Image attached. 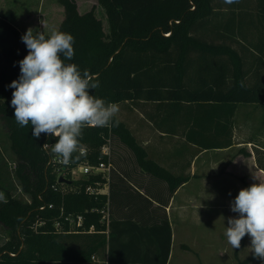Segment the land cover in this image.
Listing matches in <instances>:
<instances>
[{"label":"trees","instance_id":"trees-1","mask_svg":"<svg viewBox=\"0 0 264 264\" xmlns=\"http://www.w3.org/2000/svg\"><path fill=\"white\" fill-rule=\"evenodd\" d=\"M58 1L64 8L59 31L75 38L74 57L67 62L96 78L99 87L92 93L96 97L118 104H145L156 128L182 129L184 137L204 148L232 143V124L240 104L264 109V0L233 4L98 0L107 15L108 32L95 7L82 13L77 0ZM14 21L12 9L0 13V119L26 198L8 195L0 202V227L5 232L0 238V264H168L172 227L165 212L167 202L159 207L161 222L119 219L112 212L111 191L107 195L86 190L88 185L104 183L103 175L73 179L70 169L83 162L107 161L101 149L110 139L111 147L115 141L124 144L141 168L166 181L170 195L187 177L175 176L148 158L119 116L117 127H84L69 164L50 155L54 137L41 134L36 139L30 123L20 127L15 121L14 89L9 85L18 80L19 61L28 49L21 39L25 33ZM255 154L264 169L262 155ZM61 176L66 180L61 182ZM104 212L110 216L109 229L102 220ZM78 216L83 217L81 226L72 223ZM247 240L246 235L239 249ZM239 249L237 264L255 259L253 254L240 259Z\"/></svg>","mask_w":264,"mask_h":264},{"label":"crops","instance_id":"crops-1","mask_svg":"<svg viewBox=\"0 0 264 264\" xmlns=\"http://www.w3.org/2000/svg\"><path fill=\"white\" fill-rule=\"evenodd\" d=\"M7 1L0 0V13L4 12L2 9L7 5L3 3ZM62 9L64 11L63 6ZM17 22L15 14L14 24L20 31L26 33L31 28L28 24L20 27ZM119 107L117 116L126 122L146 150L148 158L175 176L187 177V180L170 195L166 181L141 168L134 153L115 141L111 147L112 169L105 189L102 186V194L109 195L110 191L114 194L112 212L115 217L133 218L147 224L161 222L163 210L159 207L164 206L162 202H167L165 212L172 227L168 264H178L172 262L174 238H177L176 224L181 225L182 231L186 229L187 232L191 230L196 233L198 237L195 236L193 240L197 241V245L182 243L181 247L191 255H199V246L208 240L206 235L209 229L206 230L205 226L219 228L220 224H227V218L238 216L231 211V203L235 199L231 194L247 188L244 180L249 184L264 182V169L258 165L255 154L259 152L262 155L264 164V109L257 104H240L232 124V143L225 147L204 148L184 137L182 129L166 132L156 128L147 117L149 106L145 104L126 107L120 103ZM243 149L249 154L245 155ZM85 177L87 175L81 178ZM216 234L220 235L218 230ZM218 239L220 237L216 236ZM249 239L248 236L247 241ZM213 240L206 246L217 252L221 248Z\"/></svg>","mask_w":264,"mask_h":264},{"label":"clouds","instance_id":"clouds-1","mask_svg":"<svg viewBox=\"0 0 264 264\" xmlns=\"http://www.w3.org/2000/svg\"><path fill=\"white\" fill-rule=\"evenodd\" d=\"M240 0H224L226 4ZM28 54L19 61L20 76L9 85L14 89L11 106L20 127L32 126V134L55 138L51 154L69 164L77 152L83 129L117 127L118 103L93 95L99 87L89 71L68 63L74 57L75 38L72 34L53 30L46 37L29 28L21 37ZM45 149L48 144L43 145ZM237 217L227 218L225 236L233 249L241 247L247 235L254 258L264 262V182L242 188L231 203Z\"/></svg>","mask_w":264,"mask_h":264},{"label":"rangeland","instance_id":"rangeland-1","mask_svg":"<svg viewBox=\"0 0 264 264\" xmlns=\"http://www.w3.org/2000/svg\"><path fill=\"white\" fill-rule=\"evenodd\" d=\"M77 2L79 11L82 13L95 7L96 15L102 19L105 30L107 32L109 31L106 12L99 4L98 0H77ZM3 5L7 6H5L2 11L12 9L17 15V23L20 27L28 24L31 26L34 33L43 32L44 34H50L53 30L59 31L58 27L64 17V11H62V6L58 0H8L6 3L4 2ZM1 6L2 5H0V8ZM29 14H31L30 17ZM121 104L122 106L128 107L131 103ZM14 170L15 165L13 163V154L10 148L7 129L0 119V202L6 199L8 195L26 198V192L18 182ZM244 170H246V168ZM231 195L236 197L238 192ZM226 227L227 224H220L219 228L214 226L215 229L205 226L206 230L209 229L206 235L208 240H204L203 245L199 246V255H191L192 253L182 249V243H188L193 246L197 245V241H194L193 238L198 236L191 230L188 232L186 229L182 231L181 225L176 224L175 230L177 238H174V249L172 250L174 256L172 262L178 264H237L238 259L235 256L237 249H233L227 242V237L225 236ZM196 228L199 229L200 227ZM217 230L220 235L216 234ZM2 235L5 236V232L0 227V238ZM198 235L202 237L200 233H198ZM216 236H219L220 240H216ZM214 238L215 241L213 240ZM211 240L221 248L219 251L216 252L214 248L211 249L206 246L212 243ZM250 244L251 239L247 241L245 247L239 249L238 256L240 259L246 258L252 254ZM250 264H264V262L255 258Z\"/></svg>","mask_w":264,"mask_h":264},{"label":"built area","instance_id":"built-area-1","mask_svg":"<svg viewBox=\"0 0 264 264\" xmlns=\"http://www.w3.org/2000/svg\"><path fill=\"white\" fill-rule=\"evenodd\" d=\"M102 153L106 155L107 161H102L97 165H92L88 162H83L78 164L75 167H72L70 169V174L72 178L80 179L83 175H90V174H102L103 178L105 179L104 183H97V185H88L86 187V190L92 194H98L103 192L102 186H106V181L109 179V173L112 169V161H111V140L108 139V141L103 145L102 147ZM85 148L81 149L82 153H85ZM62 162L61 160H59ZM65 172H63L62 175H64ZM109 213L104 212L102 220L107 224V228L109 229ZM72 223H74L76 226H81L83 224V217L78 216L76 220L72 219ZM93 226L90 227V231L93 230ZM107 229V231H108Z\"/></svg>","mask_w":264,"mask_h":264},{"label":"water","instance_id":"water-1","mask_svg":"<svg viewBox=\"0 0 264 264\" xmlns=\"http://www.w3.org/2000/svg\"><path fill=\"white\" fill-rule=\"evenodd\" d=\"M64 180H66L63 176H61L60 177V181L62 182V181H64Z\"/></svg>","mask_w":264,"mask_h":264}]
</instances>
